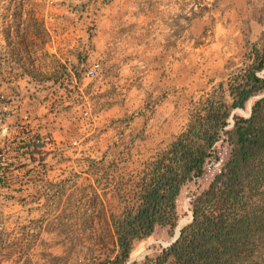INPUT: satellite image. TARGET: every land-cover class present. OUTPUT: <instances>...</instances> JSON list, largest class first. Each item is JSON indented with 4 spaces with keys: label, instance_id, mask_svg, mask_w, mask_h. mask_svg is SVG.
Instances as JSON below:
<instances>
[{
    "label": "crops",
    "instance_id": "crops-1",
    "mask_svg": "<svg viewBox=\"0 0 264 264\" xmlns=\"http://www.w3.org/2000/svg\"><path fill=\"white\" fill-rule=\"evenodd\" d=\"M32 3L44 22L45 51L57 60L61 72L34 78L17 67L3 40L0 78L10 82L4 93L16 126L7 146L11 155H16L13 141L24 147L14 160L22 165V190L38 197L42 207L38 220L79 228L94 193L109 214V198L133 191L146 165L155 159L153 150L139 169L138 149L143 153L147 148L149 153L155 124L161 120L162 131L166 118L181 108L179 100L188 85L183 47L187 48L189 19L181 10L163 20L149 10L133 13L129 32L121 30L119 20L114 23L113 13L106 10L96 32L82 10L88 0ZM224 38L229 47L240 43L238 34ZM212 39L214 46L219 37ZM95 63L101 64L100 76L87 77ZM151 101L154 107L149 106ZM143 116L151 118L140 124ZM42 135L51 136L53 147L41 155L27 152L31 141ZM128 180L133 185L129 190L124 186Z\"/></svg>",
    "mask_w": 264,
    "mask_h": 264
},
{
    "label": "trees",
    "instance_id": "trees-1",
    "mask_svg": "<svg viewBox=\"0 0 264 264\" xmlns=\"http://www.w3.org/2000/svg\"><path fill=\"white\" fill-rule=\"evenodd\" d=\"M27 2L32 0L10 1L11 24L6 16L3 33L17 67L40 78L45 73L37 74L23 63L28 30L21 35L20 26ZM26 13L30 22L26 27H32V35L46 45L43 20L33 7ZM250 55V65L229 83L231 103L224 97L202 100L190 114L187 128L146 165L134 190L119 196L125 204L117 227L105 223V237L113 248L102 245L99 250L106 258L93 264H127L135 249L159 231L174 236L183 218L180 201L185 188L198 184L221 161V143L229 145L230 156L208 187L194 194L190 222L170 246L137 264H264V47L254 45ZM55 63L56 76L61 71L56 59ZM240 110L250 116L239 114ZM231 119L234 125L228 128ZM6 184L3 174L0 188ZM98 202L94 193L87 201L86 217L106 216L104 208L95 211Z\"/></svg>",
    "mask_w": 264,
    "mask_h": 264
},
{
    "label": "rangeland",
    "instance_id": "rangeland-1",
    "mask_svg": "<svg viewBox=\"0 0 264 264\" xmlns=\"http://www.w3.org/2000/svg\"><path fill=\"white\" fill-rule=\"evenodd\" d=\"M10 1L0 0V76L4 72L2 47L3 40L5 41L3 29L7 24L6 16H9L8 24H11L12 11H7ZM32 7L34 8L32 2L26 3L21 21L23 25L20 26L21 35L25 29L28 30L26 39L28 52L23 56V63L40 75L52 71L54 73L56 63L45 51L46 45L43 46L40 39L32 35L34 31L32 27H26L30 23L26 12ZM86 7L82 10L88 18H91L87 22L96 32L106 10L113 13L114 23L119 20L121 30L126 29L129 32L132 29L133 13L142 14L149 10L157 19L163 20L169 19L181 10L182 17L187 15L189 19L187 48L183 47L187 59L188 85H184L186 91L183 92L180 102L178 101L181 108H177L173 115L166 118V121L168 119L170 121L164 122L166 127L162 131H159L161 120L155 124L154 145L150 146L149 153L147 148L143 153L142 148L138 149L141 155L139 169H142V161H146L147 155L151 158L153 150L157 155L166 149L187 128L190 114L202 100L208 98L218 100L224 97L227 103H231L232 100L228 94L230 81L250 65L253 46L264 47V0H88ZM218 24L219 30L216 29ZM236 34L240 38V43L237 48L229 47V44L224 42V37H235ZM216 37H219V40L213 46L212 38ZM192 42L195 47L191 45ZM8 51L10 52L9 48ZM210 77H213L211 82ZM212 81L217 82L213 85ZM9 83L6 79L0 78V152L5 159L0 158L3 163L0 164V177L3 174L7 177L6 186L0 188V264H93L99 259H105L106 254L99 250L101 246L113 248L111 239L105 237V223L108 221L110 227L115 229L122 205L125 203H122L119 196L109 198L107 205L110 213L106 212L105 217H98L97 213L91 218L86 217L82 228L60 227L44 224L38 220L42 207L39 206L36 195L22 190L19 174L22 165L14 160L17 154L22 153L23 146L16 140L13 141L15 142L13 152L16 155H11L12 151L7 146L9 140L14 137L11 128L16 127L12 123L10 115L12 112L7 107L10 101L4 93L6 87L11 88L8 86ZM221 84L223 88L220 87ZM153 101L149 106H155L152 104ZM155 103L157 101H154ZM238 113L250 116V113L241 110ZM139 118L141 124L143 120L147 121L151 116ZM124 122L127 123L129 120L125 119ZM233 125L234 122L231 119L228 128H232ZM140 133L147 137L143 130ZM218 152L221 161L210 167L198 184H190L184 190L180 201L183 216L180 222L181 227L191 220L189 204L194 194L208 187L228 160L231 149L228 144L221 143ZM124 169L126 173L128 169L126 167ZM124 186L129 190V187L133 185L128 180ZM127 193L124 192V194ZM102 208L104 207L101 202L95 205V211ZM178 235V229L172 237L165 230L159 231L150 242L135 249L127 264H137L148 255L159 253L161 248L170 246ZM95 241L100 242V245L95 246Z\"/></svg>",
    "mask_w": 264,
    "mask_h": 264
},
{
    "label": "built area",
    "instance_id": "built-area-1",
    "mask_svg": "<svg viewBox=\"0 0 264 264\" xmlns=\"http://www.w3.org/2000/svg\"><path fill=\"white\" fill-rule=\"evenodd\" d=\"M102 71V67L100 63H95L86 73L87 77L90 78H98L100 76V73ZM54 144L53 139L49 135H42L39 137H35L31 143L30 147H27L26 150L30 154L34 155H41L43 154L47 149L52 148ZM0 158H3L2 155H0ZM3 160H5L3 158ZM191 214V212H190ZM178 233H180V229L178 230ZM130 264V263H129Z\"/></svg>",
    "mask_w": 264,
    "mask_h": 264
},
{
    "label": "bare ground",
    "instance_id": "bare-ground-1",
    "mask_svg": "<svg viewBox=\"0 0 264 264\" xmlns=\"http://www.w3.org/2000/svg\"><path fill=\"white\" fill-rule=\"evenodd\" d=\"M182 224H180V227L178 228V230L181 228Z\"/></svg>",
    "mask_w": 264,
    "mask_h": 264
}]
</instances>
